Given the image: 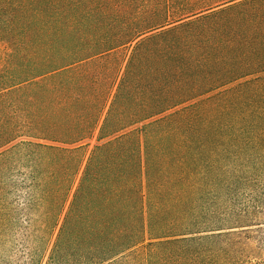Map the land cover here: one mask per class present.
Here are the masks:
<instances>
[{
    "label": "trees",
    "instance_id": "trees-1",
    "mask_svg": "<svg viewBox=\"0 0 264 264\" xmlns=\"http://www.w3.org/2000/svg\"><path fill=\"white\" fill-rule=\"evenodd\" d=\"M263 79L264 0H0V264H264L261 223H120L138 141L236 130L264 168Z\"/></svg>",
    "mask_w": 264,
    "mask_h": 264
},
{
    "label": "rangeland",
    "instance_id": "rangeland-1",
    "mask_svg": "<svg viewBox=\"0 0 264 264\" xmlns=\"http://www.w3.org/2000/svg\"><path fill=\"white\" fill-rule=\"evenodd\" d=\"M258 85L257 89L264 94V79ZM201 117L199 114L196 118ZM188 131L197 135L193 142L138 141L131 146V168H135L132 174L136 176L135 183L131 184V202L128 204L131 221L120 222L131 225V238H148L151 226L159 223L168 226V231L169 228L210 229L242 220L247 224L261 223L264 232V168L255 170L249 167V164L254 165L253 156L249 154L253 146L225 136L230 132L235 136L241 134L236 130L199 125ZM242 167L246 172L240 171ZM243 175L253 181L252 187L239 181L241 177L235 184H228L229 179ZM153 178L180 179V182L171 187L165 182L152 183ZM214 179L221 181L220 184L216 186ZM153 192L158 196L151 201ZM154 211L164 222H150ZM110 223L108 241L116 237L113 225L117 222ZM93 260L91 255L75 254L61 256L47 264H91Z\"/></svg>",
    "mask_w": 264,
    "mask_h": 264
}]
</instances>
